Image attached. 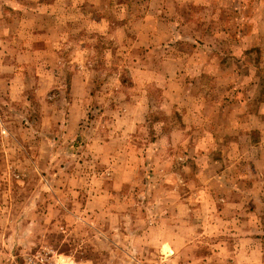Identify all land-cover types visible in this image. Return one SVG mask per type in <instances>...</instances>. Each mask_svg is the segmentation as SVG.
Returning <instances> with one entry per match:
<instances>
[{"label":"rangeland","instance_id":"rangeland-1","mask_svg":"<svg viewBox=\"0 0 264 264\" xmlns=\"http://www.w3.org/2000/svg\"><path fill=\"white\" fill-rule=\"evenodd\" d=\"M38 1L0 7V264H264V0Z\"/></svg>","mask_w":264,"mask_h":264},{"label":"crops","instance_id":"crops-1","mask_svg":"<svg viewBox=\"0 0 264 264\" xmlns=\"http://www.w3.org/2000/svg\"><path fill=\"white\" fill-rule=\"evenodd\" d=\"M42 6L41 1H38L37 3L35 2L33 5H27L24 0H0V7H5V8H9L12 10H20L23 12L24 8L27 7H33L36 9V7ZM23 9V10H22ZM35 16V15H34ZM100 22H104L102 19L99 20ZM38 32L36 30H34L31 33V37L33 38V40L35 41L36 38H39L38 36ZM18 38V37H17ZM187 246H190V243H187ZM176 253L175 251L173 252L172 256L167 259L166 261H162L161 264H181L179 261L176 262ZM188 259L187 261H183L182 259V264H201L200 261L194 259V260H190Z\"/></svg>","mask_w":264,"mask_h":264}]
</instances>
